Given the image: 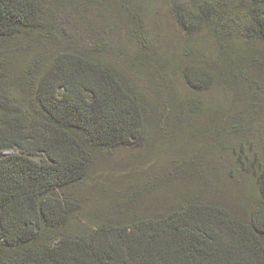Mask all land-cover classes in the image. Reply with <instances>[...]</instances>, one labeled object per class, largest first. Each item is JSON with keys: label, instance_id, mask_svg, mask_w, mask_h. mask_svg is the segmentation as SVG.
Instances as JSON below:
<instances>
[{"label": "trees", "instance_id": "16d2710c", "mask_svg": "<svg viewBox=\"0 0 264 264\" xmlns=\"http://www.w3.org/2000/svg\"><path fill=\"white\" fill-rule=\"evenodd\" d=\"M172 11L187 37L206 30L214 40L206 56L187 53L184 80L230 92L232 105L221 113L192 97L146 99L118 68L82 51L43 66L33 59L11 91H0V264H264V161L244 153L255 134L242 120L264 114V0H188ZM46 19L44 0H0V44L47 34ZM202 114L208 140L220 151L236 143L254 182L256 196L240 207L209 198L191 167L200 153L171 150L177 130ZM129 147L145 155L116 177L153 176L165 184L161 198L128 190L123 202L109 201L114 174L101 173L104 157ZM196 179L191 195L163 201L174 184Z\"/></svg>", "mask_w": 264, "mask_h": 264}, {"label": "rangeland", "instance_id": "374dc122", "mask_svg": "<svg viewBox=\"0 0 264 264\" xmlns=\"http://www.w3.org/2000/svg\"><path fill=\"white\" fill-rule=\"evenodd\" d=\"M187 1L44 0L47 34L27 32L29 36L0 44V91H11V83L33 59L43 66L57 53L82 51L101 57L118 68L132 88L141 90L146 99H162L169 103V100L174 102L192 97L201 101L204 107L220 110L222 113L234 100L230 92L221 88L197 91L192 89L182 76L183 69L187 66V53L191 52L189 56H193L192 58H199L210 54L214 47L212 35L206 30L193 37H187L177 24L172 5L187 4ZM141 55L146 62H136ZM153 59L166 69L160 77L155 76L151 62ZM243 102L240 101L238 106ZM244 108L245 105L239 109L241 111ZM261 115L253 116L252 122L248 121L249 117H242V120H246L245 125L250 128V132L255 134L248 135L247 139L251 143H245L244 153L252 157L256 154L264 161V114ZM206 120V114H202L185 123L184 133L179 128V136L173 140L177 146L171 150L180 155L192 151L200 153L203 157L192 163L191 167L197 174L203 175L202 178L210 185L209 198L231 202L230 205L240 207L256 196L254 182L242 174L237 159H244L231 150L236 143H230L231 149L220 151L208 140L203 131ZM144 151L133 147L119 148L104 157L106 170L101 169V173L114 174L109 179L111 188L108 199L111 203L114 202L111 198L123 202V194L128 190L142 193L148 201H151L152 195L158 198L163 196L165 184L157 182L159 180L153 183V176H148L147 182L136 180V176L127 181L116 177L117 173L125 174L128 168L135 167L134 160L145 155ZM10 153L12 152L7 154ZM158 171L159 169L153 168L150 173L157 174ZM197 181L196 179L184 184H174L175 193L168 194L167 198L164 196L163 201L167 199L169 203H174V197L178 195H191V189ZM89 210L93 211L94 208L89 207Z\"/></svg>", "mask_w": 264, "mask_h": 264}]
</instances>
